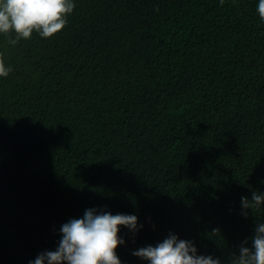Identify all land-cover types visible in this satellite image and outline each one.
Masks as SVG:
<instances>
[{"label":"trees","instance_id":"16d2710c","mask_svg":"<svg viewBox=\"0 0 264 264\" xmlns=\"http://www.w3.org/2000/svg\"><path fill=\"white\" fill-rule=\"evenodd\" d=\"M258 0H75L50 38L0 35V264L54 250L97 208L138 216L116 249L175 233L231 264L264 208ZM12 36L15 34L12 33Z\"/></svg>","mask_w":264,"mask_h":264},{"label":"clouds","instance_id":"9594fccd","mask_svg":"<svg viewBox=\"0 0 264 264\" xmlns=\"http://www.w3.org/2000/svg\"><path fill=\"white\" fill-rule=\"evenodd\" d=\"M74 8L75 0H0V35L9 36L12 46L20 39H30L33 32L50 38L67 25ZM256 10L264 20V0H258ZM11 70L0 61V77H6ZM240 203L241 214L246 217L248 209L264 208V192L254 191L250 199L241 196ZM121 226L133 233L143 228L135 214L86 209L82 217L61 225L54 250L39 253L29 264H122L116 251L126 243L119 235ZM132 254L147 264H222L220 257L200 254L193 240L181 239L175 233L155 245L135 249ZM231 264H264V222L257 223L251 247L247 241L242 242Z\"/></svg>","mask_w":264,"mask_h":264}]
</instances>
